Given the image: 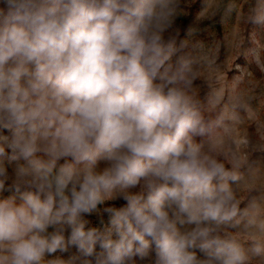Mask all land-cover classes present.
<instances>
[{
	"label": "clouds",
	"instance_id": "obj_1",
	"mask_svg": "<svg viewBox=\"0 0 264 264\" xmlns=\"http://www.w3.org/2000/svg\"><path fill=\"white\" fill-rule=\"evenodd\" d=\"M257 28L264 0H0V264H264Z\"/></svg>",
	"mask_w": 264,
	"mask_h": 264
},
{
	"label": "rangeland",
	"instance_id": "obj_2",
	"mask_svg": "<svg viewBox=\"0 0 264 264\" xmlns=\"http://www.w3.org/2000/svg\"><path fill=\"white\" fill-rule=\"evenodd\" d=\"M196 7H199V4L197 3ZM195 8L193 11L195 12ZM245 25H243L242 22H240L235 16L231 20H227L223 23H216L213 26L209 28V33L215 37V39L223 45L222 51H221V58L223 60V67L224 71L228 72L230 71L228 67V63L231 60L232 56L234 55L232 49L228 46V42L224 39L225 36H228L229 39H234L235 32L243 29ZM256 35L260 39H264V30H261L260 28L256 29ZM204 39L208 38L207 34H204L202 37ZM253 46L251 42H249V47ZM241 64H245L243 60L240 61ZM250 67L253 71H255L254 66L247 65Z\"/></svg>",
	"mask_w": 264,
	"mask_h": 264
}]
</instances>
